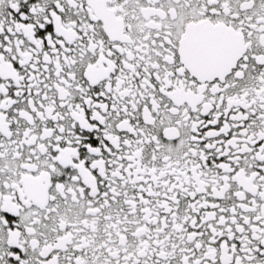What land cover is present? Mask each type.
<instances>
[{"label": "snow or ice", "instance_id": "snow-or-ice-1", "mask_svg": "<svg viewBox=\"0 0 264 264\" xmlns=\"http://www.w3.org/2000/svg\"><path fill=\"white\" fill-rule=\"evenodd\" d=\"M0 264H264V0H0Z\"/></svg>", "mask_w": 264, "mask_h": 264}]
</instances>
